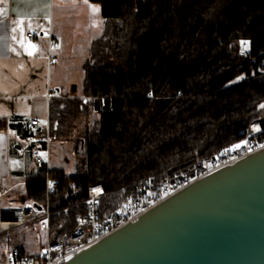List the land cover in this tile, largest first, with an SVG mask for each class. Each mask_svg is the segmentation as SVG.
Masks as SVG:
<instances>
[{"label": "trees", "instance_id": "obj_1", "mask_svg": "<svg viewBox=\"0 0 264 264\" xmlns=\"http://www.w3.org/2000/svg\"><path fill=\"white\" fill-rule=\"evenodd\" d=\"M91 1L113 21L110 37L94 42L96 63L85 64L80 93L50 101L51 142L72 141L81 118L95 114L75 139L77 171L49 170L56 235L72 233L87 214L91 185L105 187L99 209L108 215L148 177H166L239 141L264 101V0ZM22 125L0 120L2 128ZM29 134L45 137L46 127L22 133ZM47 174L44 162L26 175L25 201L17 204L43 203ZM38 221L22 227L40 236Z\"/></svg>", "mask_w": 264, "mask_h": 264}, {"label": "water", "instance_id": "obj_2", "mask_svg": "<svg viewBox=\"0 0 264 264\" xmlns=\"http://www.w3.org/2000/svg\"><path fill=\"white\" fill-rule=\"evenodd\" d=\"M63 264H264V149L194 181Z\"/></svg>", "mask_w": 264, "mask_h": 264}, {"label": "crops", "instance_id": "obj_3", "mask_svg": "<svg viewBox=\"0 0 264 264\" xmlns=\"http://www.w3.org/2000/svg\"><path fill=\"white\" fill-rule=\"evenodd\" d=\"M93 8L96 18L102 16L100 3L91 0H0V120L23 122L20 130L0 126V177L7 189L6 202H10L14 189L22 192L16 201H25V177L40 166L33 157L35 146L27 145L22 135L30 128L28 121L37 118L44 123L52 98L76 94L68 91L75 78L70 72L67 76L65 69L55 71L54 67L59 66L63 54L76 55V47H82L77 43L79 38L89 41L84 44L89 49L99 38L89 15ZM51 32L58 39L55 65L48 57ZM50 91L54 95L48 99Z\"/></svg>", "mask_w": 264, "mask_h": 264}, {"label": "built area", "instance_id": "obj_4", "mask_svg": "<svg viewBox=\"0 0 264 264\" xmlns=\"http://www.w3.org/2000/svg\"><path fill=\"white\" fill-rule=\"evenodd\" d=\"M29 36L31 37L32 34ZM56 49H58V39L51 32L48 40L49 60ZM241 49L245 55L249 54L247 42L242 43ZM261 65L264 67V57L261 58ZM53 95L54 92L50 91L48 99ZM28 126L34 129L41 126L46 127L45 137L29 134L25 138L27 145L35 146L32 151L34 159L39 164L46 163L48 171L46 199L43 203L7 204V189L0 177V233H7L11 229L22 227L39 219L38 228L41 229V235L35 236L37 238L36 250L33 246V249L27 250L16 243V240L0 244V264H63L81 250L124 225L136 221L142 214L194 181L264 149V101L257 106L256 115L243 129V136L239 141L226 144L219 151L176 170L166 177H148L136 185L126 199L108 215H102L99 209L101 198L105 194V187L101 183L91 185L87 191L89 198L87 214L77 219V224L70 234L56 235L51 227L52 195L56 190V182L49 174L51 167L49 117L46 123L32 118L28 121ZM43 143L46 144L44 150L40 148ZM36 204L41 207L39 208Z\"/></svg>", "mask_w": 264, "mask_h": 264}, {"label": "rangeland", "instance_id": "obj_5", "mask_svg": "<svg viewBox=\"0 0 264 264\" xmlns=\"http://www.w3.org/2000/svg\"><path fill=\"white\" fill-rule=\"evenodd\" d=\"M90 11V19L91 21H94L93 24H95L98 28V33L95 34V36L97 35L96 38H102L104 41V43L107 44L108 38L110 37V29L106 28V24L109 23V26L113 25V21L108 20L107 18H104L103 16H99V18H96V13H95V8L89 10ZM90 21V20H89ZM108 21V22H107ZM92 23V22H91ZM94 36V37H95ZM79 38L77 43L82 44V47L78 48L76 47V55H68V53L63 54V56L61 57L62 59H60V63L59 66H55L54 70L56 71L58 68L61 67V69H65L66 71H68L67 76H69V72H70V76H72L73 78H75V82L73 83V85L70 87V89H68V91L71 92L74 91V93L76 92V94L72 95L71 97L77 96V94L80 93V90L83 86V79H84V66L85 64L88 63H96V61L93 58V50H94V43L91 46V48L89 49L88 47H90L88 45V47H84V44H88L89 41L85 40V39H81ZM72 42V41H70ZM95 42V41H94ZM102 43V42H101ZM85 50L90 53L89 55H84ZM109 52H111L109 50ZM54 63L57 64V56L55 54H53V57L50 60V63ZM54 71V72H55ZM75 86L77 87L76 90ZM78 92V93H77ZM94 113H92L91 115L85 117V118H81V120L78 122L76 130L73 131V136H72V141H52L51 145H50V164L52 166L55 167H62L66 170V172L68 173H74L77 171V164L79 163L81 157L77 156L75 154V151L73 150L74 147V143L77 142V140L75 141V139L77 138L78 134L80 132H82L85 129L86 123L88 120L92 119L94 117ZM43 122L46 123L47 120L44 119L43 117ZM45 155V153H44ZM23 191V190H22ZM22 193L20 190H16L14 189L12 191V193L9 195V199L10 202H7V204H14L16 203V199L18 196V194ZM15 197V198H14ZM17 239H21L22 243L25 244V248L27 250H30L33 246L34 250H36L37 248V238L35 236L30 235L29 233H27L23 227H17L14 229H11L10 231H8L7 233L4 234L3 238L0 241V244L7 242L8 240H17ZM36 245V246H35ZM32 248V249H33Z\"/></svg>", "mask_w": 264, "mask_h": 264}, {"label": "snow or ice", "instance_id": "obj_6", "mask_svg": "<svg viewBox=\"0 0 264 264\" xmlns=\"http://www.w3.org/2000/svg\"><path fill=\"white\" fill-rule=\"evenodd\" d=\"M33 47H35L34 45H33ZM31 54V53H30ZM97 191H99V190H97Z\"/></svg>", "mask_w": 264, "mask_h": 264}]
</instances>
